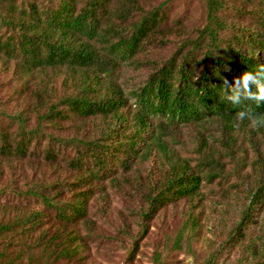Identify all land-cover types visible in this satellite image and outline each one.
I'll list each match as a JSON object with an SVG mask.
<instances>
[{
	"label": "trees",
	"instance_id": "trees-1",
	"mask_svg": "<svg viewBox=\"0 0 264 264\" xmlns=\"http://www.w3.org/2000/svg\"><path fill=\"white\" fill-rule=\"evenodd\" d=\"M201 1V19L191 27L169 23L171 0L151 8L140 0H0V63L13 64L21 82L14 94L27 101L10 114L0 109V118L16 126L13 133L0 127V161H21L38 176L23 189L0 190L18 197L0 203V264L82 259L86 240L76 224L89 227L99 185L118 182L117 175L153 154L163 159L161 171L133 190L141 198L138 236L126 262L158 212L180 200L187 205L181 232L196 237L203 185L222 179L227 162L236 172L247 159L245 143L254 154L251 166L264 175V125L250 126L264 120V99L256 98L264 87V0ZM169 45L173 53L148 62L143 84L127 94L120 69L138 63L149 46ZM31 88L32 97L25 94ZM188 126L199 129L194 165L172 144L176 130ZM263 205L261 180L225 245L246 237ZM46 210L58 222L53 232ZM217 259L218 250L199 264ZM246 261L264 264V244L261 255L254 250Z\"/></svg>",
	"mask_w": 264,
	"mask_h": 264
},
{
	"label": "rangeland",
	"instance_id": "rangeland-1",
	"mask_svg": "<svg viewBox=\"0 0 264 264\" xmlns=\"http://www.w3.org/2000/svg\"><path fill=\"white\" fill-rule=\"evenodd\" d=\"M140 1L145 8H151L158 6L163 0ZM202 11L201 0H171L170 7L166 9L170 24L176 22V25L180 23L191 27L200 21ZM174 49L173 45L149 46L138 55V63L121 68L118 82L124 91L128 94L140 87L150 70L147 63L161 62L173 53ZM12 69V63L6 67L0 63V109L9 114L25 106L27 102L20 95L14 94V91H20L21 82L12 74ZM32 89L25 94L31 96ZM8 122L11 121L0 118V127L13 133L16 126ZM216 129V125L208 127L212 134L216 133ZM198 132L199 129L194 126L179 127L175 132L176 142L172 143L180 157L190 160L191 165L195 164L197 158L195 150ZM245 144L247 159L238 165L236 172L233 165L225 159V176L211 185H203L204 198L200 205L203 213L196 237L187 240L186 235L181 232L187 205L184 200H180L158 212L150 223L147 235L138 241L136 254L130 258V262H126L131 244L138 236L134 212L138 210L141 198H133V190L138 189V181L145 185L149 178L157 179L161 171L163 159L153 154L148 161L134 166L132 172L117 175L118 182L111 183L106 180L99 185L103 186V192L95 191L88 207L89 227L76 224L79 233L86 240L82 259L76 256L72 260L63 258L51 260L47 264H199L216 250L218 259L214 264H246V259H251L254 250L261 255L264 244V205L254 212V223L245 229L246 237L232 247L225 245L229 233L240 222L248 205L250 190L256 187L259 181L264 180V175H260L259 169H253L251 166L254 154L248 143ZM259 149L264 153L263 145ZM262 170L264 171V168ZM36 175L21 161H0V190L10 184L19 189L33 185L38 177ZM67 196L63 193V199ZM12 198L18 197L3 192L0 194V203H18ZM27 204L30 209L41 208L35 202ZM45 212L49 216L53 232L58 222L53 211ZM19 264H27L26 259Z\"/></svg>",
	"mask_w": 264,
	"mask_h": 264
},
{
	"label": "clouds",
	"instance_id": "clouds-1",
	"mask_svg": "<svg viewBox=\"0 0 264 264\" xmlns=\"http://www.w3.org/2000/svg\"><path fill=\"white\" fill-rule=\"evenodd\" d=\"M248 95L251 97V96L256 95V94L249 93ZM256 98L257 99H264V87L260 88L259 93L256 96ZM244 115L245 114L243 112H239V113H237V118L239 120H244ZM261 125H264V120H257V119L250 120V126L253 128H257Z\"/></svg>",
	"mask_w": 264,
	"mask_h": 264
}]
</instances>
